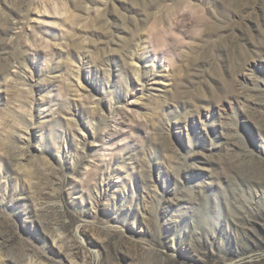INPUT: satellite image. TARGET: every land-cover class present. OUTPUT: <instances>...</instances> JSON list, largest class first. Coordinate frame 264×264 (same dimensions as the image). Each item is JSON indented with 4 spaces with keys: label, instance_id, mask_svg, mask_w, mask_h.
Returning a JSON list of instances; mask_svg holds the SVG:
<instances>
[{
    "label": "rangeland",
    "instance_id": "374dc122",
    "mask_svg": "<svg viewBox=\"0 0 264 264\" xmlns=\"http://www.w3.org/2000/svg\"><path fill=\"white\" fill-rule=\"evenodd\" d=\"M0 264H264V0H0Z\"/></svg>",
    "mask_w": 264,
    "mask_h": 264
}]
</instances>
